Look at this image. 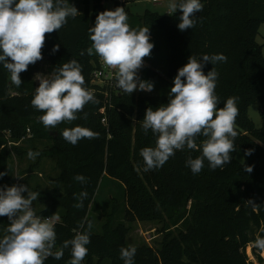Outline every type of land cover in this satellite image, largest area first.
<instances>
[{
    "label": "trees",
    "instance_id": "16d2710c",
    "mask_svg": "<svg viewBox=\"0 0 264 264\" xmlns=\"http://www.w3.org/2000/svg\"><path fill=\"white\" fill-rule=\"evenodd\" d=\"M94 14L86 2L85 11L58 31L46 34L42 49L43 59L29 65L20 74L22 84L11 83L10 73L0 65V172H8L0 178V187L12 186L16 166L22 184L41 193L33 207L36 214L50 217L57 213L56 224L59 248L64 240L71 239L75 231L87 230L92 222L88 253L82 264H124L120 257L122 247H129L128 224L134 222H167L170 230L161 247L148 245L136 248L134 264H255L250 261L247 250L255 245L257 237H264V56L263 46L257 42L264 24V0H201L203 10L196 14V25L180 31L177 27L182 14L160 15L146 11L129 21L133 29L150 28V35L165 41L167 51L165 71L159 74L147 71V80L154 83L156 94L143 93L136 96L121 92L109 103L105 88L92 83V73L99 57L89 56L91 47L89 28L92 19L109 9L105 4L112 0H92ZM69 2V0H68ZM129 15V9H126ZM152 42V40H150ZM154 44V42H152ZM59 44V51L53 53V46ZM84 51L83 56L80 55ZM160 50L154 45L151 55ZM223 54L227 60L205 63L207 74L212 68L218 73L215 93L219 107L229 97H238L239 114L236 118L235 139L237 151L232 160L222 169L212 170L208 161L198 174H193L186 161L189 157L201 155L200 150H178L160 168L143 171L144 162L140 150L155 147L156 136L141 128L146 109L168 102V92L179 68L190 55L198 59L201 55ZM148 58V57H147ZM71 59L82 65L85 87L94 91L97 102L87 104L78 119L59 124L54 129L45 128L39 117L42 112L31 105L37 88L35 75L40 63L46 62L51 74L55 68ZM145 80V79H144ZM261 105L263 125L257 129L249 116L252 105ZM105 110V113H104ZM87 113V118H84ZM107 116V125L102 119ZM81 126L98 133V138L81 139L75 146L61 135L65 128ZM203 137L197 138L199 146ZM45 142L46 148L36 147ZM252 149L251 155H245ZM29 150L39 152L35 160L29 159ZM242 151L244 161L237 159ZM45 159L55 161L58 175L52 178L55 191L44 190L38 182ZM245 165L253 166L247 173ZM82 174L87 178L81 184L74 177ZM104 177H110L124 185L123 204L115 197L112 207L102 226L96 232V218L92 215L94 199ZM87 190L88 197L83 208L74 194ZM26 196L27 193H24ZM252 200L257 206L246 204ZM45 204V208L39 204ZM8 218L0 217V238L6 233ZM83 224L84 228L79 226ZM75 230V231H74ZM258 264L264 258L253 248ZM70 248L64 250L60 260L49 257L45 264H69Z\"/></svg>",
    "mask_w": 264,
    "mask_h": 264
},
{
    "label": "clouds",
    "instance_id": "9594fccd",
    "mask_svg": "<svg viewBox=\"0 0 264 264\" xmlns=\"http://www.w3.org/2000/svg\"><path fill=\"white\" fill-rule=\"evenodd\" d=\"M201 0H169L166 13L172 16L179 11L177 25L180 31L192 29L196 25L194 17L203 10ZM78 9L68 0H0V65L10 73L11 83L16 87L22 84L20 74L27 71L29 65L43 59L42 49L46 34L58 32L68 21L79 15ZM91 47L89 56L96 54L103 63L114 70L116 87L123 93L134 91L151 92L154 83L142 80L138 75L144 67V60L151 55L154 44L150 41V28L133 29L128 24V15L123 7L105 10L96 16L95 25L89 28ZM60 45L53 46L52 52L59 51ZM84 51L80 55L83 56ZM223 54H203L198 59L190 55L188 62L178 69L173 86L168 92V102L156 108L149 106L141 128L145 134L149 130L156 136L155 147L140 150L143 159V171L148 172L162 167L178 150L185 147L200 150L201 155L189 157L186 166L193 174H198L207 160L212 170L222 169L232 160L237 151L235 139L236 118L239 114L238 97H229L223 107L218 108L219 97L215 93L218 73L212 68L204 73L205 63L225 61ZM38 76V75H37ZM39 86L31 100V105L43 113L39 117L45 128L54 129L64 122L78 119L90 102H97L94 91L85 87L82 65L75 59L55 68L51 74L39 75ZM87 118V113H84ZM62 137L75 146L81 139L98 138V133L81 126L65 128ZM198 137H203L198 146ZM248 149L245 155H251ZM39 152L29 150L28 158L35 160ZM245 171L251 173L253 166L245 165ZM8 172H0V178ZM19 178V177H17ZM74 179L81 184L87 178L77 174ZM24 193H27L25 196ZM41 193L31 191L26 184L0 187V217L9 220L5 235L0 238V264H45L52 257L60 260L64 250L70 248L69 264H82L88 253L92 222H87V230L75 231L71 239L64 240L59 248L57 244L56 224L60 216L37 215L33 202ZM78 203L73 206L83 208L87 199V190L74 194ZM246 204L255 208L252 201ZM81 229L84 225L79 226ZM255 247L264 251V237H257ZM136 248L122 247L120 257L124 264H134Z\"/></svg>",
    "mask_w": 264,
    "mask_h": 264
},
{
    "label": "rangeland",
    "instance_id": "374dc122",
    "mask_svg": "<svg viewBox=\"0 0 264 264\" xmlns=\"http://www.w3.org/2000/svg\"><path fill=\"white\" fill-rule=\"evenodd\" d=\"M87 5L89 7V11L91 14H94L93 9V1L92 0H69V4L75 6L79 13H82L85 11V6ZM169 0H163L160 3H154L152 0H132L131 3L128 6L129 9V17H128V23L129 21H132L133 18H137L138 16H144L146 11H150L152 13H158L160 15H168L166 13L167 11V4ZM108 7H111L112 4H108ZM96 17L92 19V26L95 25ZM150 40L154 42V45L157 46L160 50L159 53H156L155 55L146 57L144 60V67L139 71L138 75L142 80H147V71L149 69H152L153 71L163 74L165 71V65H166V45L165 41L160 38H154L150 35ZM257 42L263 46V56H264V24L261 26L259 35L257 37ZM40 69L35 75V83L36 86H39V75H48L46 69V62L40 63ZM38 75V76H37ZM136 96L148 93V94H156L157 91L153 90L151 92H142V91H134L133 92ZM249 116L254 122L257 129H260L263 125V117L261 114V105L255 104L252 105L249 108ZM45 142L43 143H36V147L42 149L45 147ZM237 159L240 162L244 161V154L242 151H239L237 154ZM26 165L16 166L15 170V176H14V182L12 185H18L22 184V179L18 177L17 172L22 167H26ZM43 170L40 171L41 173L38 174V179L35 180V182L31 183L32 186H35L38 182L42 185V188L44 190H50L55 191L56 186L54 184V181L52 178H55L58 175V171L56 170L55 161L53 159H45ZM124 185L114 180L110 177H104L100 183L99 190L97 192V195L94 199L93 208H92V215L96 218V232L99 233L102 231L103 223L105 222V219L108 215V213L111 210L112 207V198L115 197L118 201H120L121 204H123V198H124ZM32 191V190H31ZM40 207L45 208V204H39ZM37 207H33V209L36 211ZM130 228V232L127 238V244L128 246H134L135 248H138L142 245H148L151 247H154L156 249L161 247V244L164 240L165 235L172 230L169 229V224L167 222H134L128 224ZM255 245L249 246L247 253L250 258V261L254 262L255 264H258V261L256 259V256L254 254L253 248ZM262 258H264V251L258 250L257 251ZM106 264H110L109 261L106 262Z\"/></svg>",
    "mask_w": 264,
    "mask_h": 264
},
{
    "label": "built area",
    "instance_id": "2783aa9c",
    "mask_svg": "<svg viewBox=\"0 0 264 264\" xmlns=\"http://www.w3.org/2000/svg\"><path fill=\"white\" fill-rule=\"evenodd\" d=\"M132 0H112L111 2L105 4L106 7H108V4H112L111 7H108L109 9L117 8V7H123L125 12L128 8L129 4ZM163 0H152L154 3H160ZM92 83L96 84L97 86L101 88H105V94L107 96V99L109 103H111V99L114 95L120 94L122 91L116 87V81L114 78V70L108 68L101 59H99L98 63L95 66V69L92 73ZM105 113V110H104ZM102 124L104 126L107 125V116L105 115L102 119Z\"/></svg>",
    "mask_w": 264,
    "mask_h": 264
}]
</instances>
